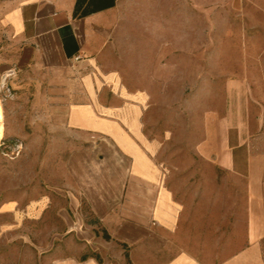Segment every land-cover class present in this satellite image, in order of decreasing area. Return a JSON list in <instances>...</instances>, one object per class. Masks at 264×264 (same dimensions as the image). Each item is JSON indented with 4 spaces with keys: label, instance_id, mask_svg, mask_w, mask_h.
Returning <instances> with one entry per match:
<instances>
[{
    "label": "crops",
    "instance_id": "0c3cea01",
    "mask_svg": "<svg viewBox=\"0 0 264 264\" xmlns=\"http://www.w3.org/2000/svg\"><path fill=\"white\" fill-rule=\"evenodd\" d=\"M76 1L0 0V81L5 72L16 82L32 73L52 79L60 91L41 104L74 138L63 160L61 223L39 224L55 195L2 203L0 264H264V76L254 87L239 81L222 113H211L196 164L221 169L222 189L206 194L205 211L188 208L142 127L135 100L144 97L124 81L154 62L150 48L124 54L121 41L167 40L165 31L127 29L131 11L151 0H115L83 17ZM156 56L160 67L166 54ZM23 241L30 256L11 245Z\"/></svg>",
    "mask_w": 264,
    "mask_h": 264
},
{
    "label": "rangeland",
    "instance_id": "374dc122",
    "mask_svg": "<svg viewBox=\"0 0 264 264\" xmlns=\"http://www.w3.org/2000/svg\"><path fill=\"white\" fill-rule=\"evenodd\" d=\"M149 6L131 11L128 31L137 34L149 28L156 37L165 31L167 40L121 41L124 54L150 48L154 62L150 73L126 72L124 81L135 86L130 92L144 97L135 100V107L141 109L145 133L159 144L176 201L205 211L206 194L222 189V171L196 164L203 159L197 144L215 119L211 113H222L225 103L239 93L238 82L254 87L264 76V10L256 8V0H151ZM160 13H166L165 18ZM143 14L150 15L143 19ZM146 19L150 25H144ZM159 51L166 54L160 67L153 57ZM29 75L33 78L16 82L5 72L0 81V205L19 199L24 206L32 198L55 195L58 205L39 224L58 225L63 160L74 138L49 113L52 105L41 104L60 91L56 83L43 74ZM206 177L217 184L207 185ZM25 244L30 243L11 245L20 246L23 257L30 256ZM9 252L16 256L14 247Z\"/></svg>",
    "mask_w": 264,
    "mask_h": 264
},
{
    "label": "trees",
    "instance_id": "16d2710c",
    "mask_svg": "<svg viewBox=\"0 0 264 264\" xmlns=\"http://www.w3.org/2000/svg\"><path fill=\"white\" fill-rule=\"evenodd\" d=\"M115 0H77L74 8L76 17H83L114 5ZM106 237L109 235L106 234ZM128 257V254H127Z\"/></svg>",
    "mask_w": 264,
    "mask_h": 264
}]
</instances>
